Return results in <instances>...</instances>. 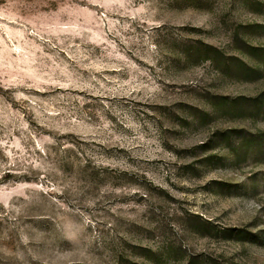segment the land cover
Instances as JSON below:
<instances>
[{"label":"rangeland","instance_id":"374dc122","mask_svg":"<svg viewBox=\"0 0 264 264\" xmlns=\"http://www.w3.org/2000/svg\"><path fill=\"white\" fill-rule=\"evenodd\" d=\"M0 264H264V0H0Z\"/></svg>","mask_w":264,"mask_h":264}]
</instances>
